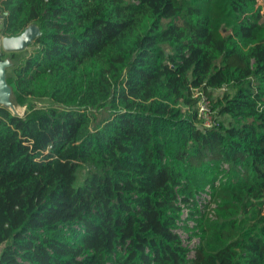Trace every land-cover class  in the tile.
<instances>
[{
	"label": "trees",
	"instance_id": "trees-1",
	"mask_svg": "<svg viewBox=\"0 0 264 264\" xmlns=\"http://www.w3.org/2000/svg\"><path fill=\"white\" fill-rule=\"evenodd\" d=\"M256 1L0 0V264H264Z\"/></svg>",
	"mask_w": 264,
	"mask_h": 264
},
{
	"label": "water",
	"instance_id": "water-1",
	"mask_svg": "<svg viewBox=\"0 0 264 264\" xmlns=\"http://www.w3.org/2000/svg\"><path fill=\"white\" fill-rule=\"evenodd\" d=\"M2 17L3 15L0 13V18ZM40 34L41 29L35 23L28 25L17 35H3L0 31V54L2 51L10 52L23 50ZM9 64L8 60L0 58V99L3 101L7 100L8 92L12 90L6 79V70Z\"/></svg>",
	"mask_w": 264,
	"mask_h": 264
},
{
	"label": "rangeland",
	"instance_id": "rangeland-1",
	"mask_svg": "<svg viewBox=\"0 0 264 264\" xmlns=\"http://www.w3.org/2000/svg\"><path fill=\"white\" fill-rule=\"evenodd\" d=\"M256 2H257V3H256L257 6H260V7H261V12H262V15H263V17H262V21H261V25H260V26H261V27H264V0H257ZM6 53H7V54H6V56H4L3 59L8 60V62L11 64V61H10V59H9V57H8V53H9V52H6ZM10 64H9V65H10ZM0 101H1L3 104L7 105V106H8L13 112H15V113H16V112H17V113H22L23 110H24V107H21V106L16 105L12 90H10V91L8 92V98H7V100L3 101V100L0 99ZM200 115L204 118V120L208 121V113H200ZM86 175H87V168H85V167H81V168L79 169V176H78V179H77V184L82 183ZM206 188H207V189H210L208 186H207ZM200 200H202L203 203L206 204V206H205V208H204V209H206V211H205L206 213L209 211V209H210L211 207H214V204L211 203V201H212V197H211V195H210V192H208V191H207V192H204V193L201 195ZM203 207H204V206H203ZM186 210H188V217H190V215H189V208L185 209V211H186ZM188 219H189V223H190V225L193 226V225H194L193 217H190V218H188ZM184 230H185V231H182V236H183V238H186L187 233H188V229L186 228V229H184ZM186 231H187V232H186ZM196 238H197V237H196ZM197 241H198V240L196 239V240L192 241L191 244H193V246H194V245H196ZM4 245H5V243L0 244V253H1V250H2V248L4 247Z\"/></svg>",
	"mask_w": 264,
	"mask_h": 264
},
{
	"label": "built area",
	"instance_id": "built-area-1",
	"mask_svg": "<svg viewBox=\"0 0 264 264\" xmlns=\"http://www.w3.org/2000/svg\"><path fill=\"white\" fill-rule=\"evenodd\" d=\"M2 19H3V17L0 18V20H2ZM195 94L196 95H201L200 99H199L200 113H208V121H209V119H210V114H209V103H210V100L204 94H202L201 91L196 90ZM185 209H187V208H184V212L182 214V220H178V223L180 225H183L182 224L183 220L188 218V210L185 211ZM188 222H189V220H188ZM184 229L185 228L181 226V227H178L176 230L180 234L184 244H186L190 248L188 256L192 257L194 255V247H195V245L193 246V244H191V242L196 240V239L198 240V238L194 237L192 239H189L188 233H187L186 238H183L182 231H185Z\"/></svg>",
	"mask_w": 264,
	"mask_h": 264
},
{
	"label": "crops",
	"instance_id": "crops-1",
	"mask_svg": "<svg viewBox=\"0 0 264 264\" xmlns=\"http://www.w3.org/2000/svg\"><path fill=\"white\" fill-rule=\"evenodd\" d=\"M2 14V13H1ZM0 27H1V25H0Z\"/></svg>",
	"mask_w": 264,
	"mask_h": 264
}]
</instances>
